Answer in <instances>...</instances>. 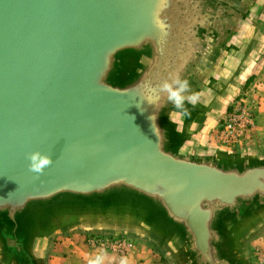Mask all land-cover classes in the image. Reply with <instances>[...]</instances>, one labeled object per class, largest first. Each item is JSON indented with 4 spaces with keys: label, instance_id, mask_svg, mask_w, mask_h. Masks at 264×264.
I'll use <instances>...</instances> for the list:
<instances>
[{
    "label": "water",
    "instance_id": "1",
    "mask_svg": "<svg viewBox=\"0 0 264 264\" xmlns=\"http://www.w3.org/2000/svg\"><path fill=\"white\" fill-rule=\"evenodd\" d=\"M263 57L264 0H0V264L71 231L251 264L264 139L211 136ZM184 80L186 117L160 91Z\"/></svg>",
    "mask_w": 264,
    "mask_h": 264
},
{
    "label": "crops",
    "instance_id": "2",
    "mask_svg": "<svg viewBox=\"0 0 264 264\" xmlns=\"http://www.w3.org/2000/svg\"><path fill=\"white\" fill-rule=\"evenodd\" d=\"M240 94L243 102L254 111V126L251 134L240 147L264 139V57ZM213 134V133H212ZM212 139V136H211ZM116 238L123 242V250L118 251L109 243ZM252 264H264V230L249 243ZM103 252V264H168L150 245L139 239L92 235L81 231H71L55 236L48 248V264H87L89 258Z\"/></svg>",
    "mask_w": 264,
    "mask_h": 264
},
{
    "label": "built area",
    "instance_id": "3",
    "mask_svg": "<svg viewBox=\"0 0 264 264\" xmlns=\"http://www.w3.org/2000/svg\"><path fill=\"white\" fill-rule=\"evenodd\" d=\"M254 126V111H252L243 100L230 109L212 134V141L224 149H237L248 138ZM123 242L116 238L109 243L112 248L123 250Z\"/></svg>",
    "mask_w": 264,
    "mask_h": 264
},
{
    "label": "clouds",
    "instance_id": "4",
    "mask_svg": "<svg viewBox=\"0 0 264 264\" xmlns=\"http://www.w3.org/2000/svg\"><path fill=\"white\" fill-rule=\"evenodd\" d=\"M175 83L178 84V87L173 88L170 84L165 82L160 86V91L166 92L168 94V100L171 101L175 109L179 111V115L186 117L189 115V112L185 107V100L187 99L188 103L194 106L199 97L196 93H191L187 97L183 95L185 91L189 92L190 90V85L187 80L176 81ZM153 102H155V100ZM28 160V168L34 173H42L43 170L52 163L50 156L42 155L39 152H32L29 154ZM103 260L104 254L103 252H99L95 257L89 258L87 264H103ZM120 264H127V262L122 259Z\"/></svg>",
    "mask_w": 264,
    "mask_h": 264
},
{
    "label": "rangeland",
    "instance_id": "5",
    "mask_svg": "<svg viewBox=\"0 0 264 264\" xmlns=\"http://www.w3.org/2000/svg\"><path fill=\"white\" fill-rule=\"evenodd\" d=\"M241 94V93H240ZM240 95L237 97L236 101L234 102V104L232 105L231 109L239 102L240 99ZM250 260H251V254H250ZM251 264H252V260H251Z\"/></svg>",
    "mask_w": 264,
    "mask_h": 264
},
{
    "label": "trees",
    "instance_id": "6",
    "mask_svg": "<svg viewBox=\"0 0 264 264\" xmlns=\"http://www.w3.org/2000/svg\"><path fill=\"white\" fill-rule=\"evenodd\" d=\"M251 79H248V81L247 82H249Z\"/></svg>",
    "mask_w": 264,
    "mask_h": 264
}]
</instances>
